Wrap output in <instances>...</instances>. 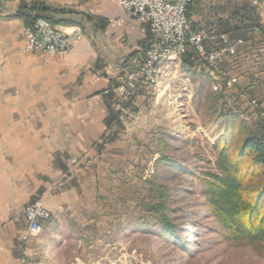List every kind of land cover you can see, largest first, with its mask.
Listing matches in <instances>:
<instances>
[{"label": "crops", "instance_id": "obj_1", "mask_svg": "<svg viewBox=\"0 0 264 264\" xmlns=\"http://www.w3.org/2000/svg\"><path fill=\"white\" fill-rule=\"evenodd\" d=\"M20 1L0 0V264L106 263V225L91 217L106 213V144L99 141L113 112L109 89L144 56L149 29L114 0H42L68 10L60 17L70 22L65 28L78 25L84 36L54 57L26 54L24 22L4 17ZM201 66L191 50L173 62L168 86L180 83L171 90L177 97H189L192 75L206 82ZM245 72L237 74L241 85L251 81ZM72 155L85 162L72 168ZM37 197L52 216L28 236L24 207Z\"/></svg>", "mask_w": 264, "mask_h": 264}, {"label": "rangeland", "instance_id": "obj_2", "mask_svg": "<svg viewBox=\"0 0 264 264\" xmlns=\"http://www.w3.org/2000/svg\"><path fill=\"white\" fill-rule=\"evenodd\" d=\"M190 8L187 18L193 28L225 33L236 54L222 59L220 66L227 76L213 87L204 60L193 50L208 79L202 83L192 75L189 97L180 98L171 91L180 84L168 86L171 68L155 88H142L125 103L110 91L116 118L99 141L100 147L106 144V200L101 202L106 213L91 216L106 225L102 233L106 236V264L122 254L132 255L133 264H264V242L232 238L211 215L198 179L220 174L216 166L219 146L214 143L226 131L235 134V147L247 133L264 140V0L257 4L250 0H195ZM142 58L133 60L125 70ZM242 70L251 81L241 85L237 74ZM231 79L234 81L228 86ZM139 95L144 98L136 104ZM239 126L245 127V132L239 133ZM115 141L119 143L108 149ZM162 156L173 163L161 162ZM69 162L75 168L85 160L72 155ZM150 179L167 188L165 214L174 226L173 237L154 220L159 213L143 207L144 203L161 202L146 185ZM258 185L248 182L245 187ZM93 250L92 255H97V249Z\"/></svg>", "mask_w": 264, "mask_h": 264}, {"label": "built area", "instance_id": "obj_3", "mask_svg": "<svg viewBox=\"0 0 264 264\" xmlns=\"http://www.w3.org/2000/svg\"><path fill=\"white\" fill-rule=\"evenodd\" d=\"M119 8L145 24L149 29V42L144 56L133 68L122 71L112 88L113 95L120 103L133 99L140 89L155 88L167 76L172 63L189 48L205 62V71L212 86L217 87L219 79L227 76L220 66L224 57L236 54V47L229 42L225 33L216 30L193 28L187 18V7L195 0H114ZM257 4V0H250ZM22 51L55 56L72 50L83 38L82 28L54 26L45 18H37L22 32ZM234 80L227 82L228 86ZM243 95V94H242ZM255 104V100L250 101ZM28 222L27 235L41 231L42 222L50 218L49 210L42 198L29 204L24 210ZM132 255H121L108 264H133ZM82 264H106L84 262Z\"/></svg>", "mask_w": 264, "mask_h": 264}, {"label": "trees", "instance_id": "obj_4", "mask_svg": "<svg viewBox=\"0 0 264 264\" xmlns=\"http://www.w3.org/2000/svg\"><path fill=\"white\" fill-rule=\"evenodd\" d=\"M67 13L68 10L51 6L42 0H21L16 12L4 17H19L26 27H30L40 17L52 25H67L70 22L60 18ZM190 13L189 6L188 17ZM115 118L112 112L109 123ZM238 129L239 133L245 132V127L239 126ZM234 136L231 131H226L214 143L215 147L219 146L216 166L220 174L212 173L198 179L204 186L211 215L218 219L232 238L247 237L264 242V140L247 133L235 147L232 141ZM160 160L167 165L173 163L167 156H162ZM260 176L262 178L258 181ZM248 182H258L259 185L245 187ZM146 185L152 194H157L161 202L151 205L144 203L143 207L155 214L159 213L154 220L166 235L175 236L174 226L165 214L168 207L164 201L169 199L167 188L153 179L148 180Z\"/></svg>", "mask_w": 264, "mask_h": 264}, {"label": "bare ground", "instance_id": "obj_5", "mask_svg": "<svg viewBox=\"0 0 264 264\" xmlns=\"http://www.w3.org/2000/svg\"><path fill=\"white\" fill-rule=\"evenodd\" d=\"M41 230H42V228H41ZM40 232H41V231H40ZM40 232H39V233H40ZM39 233H38V234H39ZM38 234H36V235H38ZM36 235H30V236H36Z\"/></svg>", "mask_w": 264, "mask_h": 264}]
</instances>
